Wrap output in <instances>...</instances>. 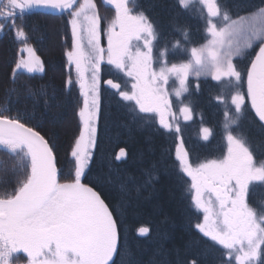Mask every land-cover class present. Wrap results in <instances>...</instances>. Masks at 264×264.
Wrapping results in <instances>:
<instances>
[{
    "label": "snow or ice",
    "instance_id": "snow-or-ice-1",
    "mask_svg": "<svg viewBox=\"0 0 264 264\" xmlns=\"http://www.w3.org/2000/svg\"><path fill=\"white\" fill-rule=\"evenodd\" d=\"M106 3L114 15L105 29L95 0H0V32H12L21 44L10 82L15 84L18 74L45 72V62L28 43L24 18L38 9L66 13L71 47L65 55L76 78L69 74L64 88L70 95L78 85L82 98L79 131L69 153L73 171L63 182L50 138L23 122L19 113L0 112V151L14 160L13 175L18 177L12 181L0 173V185L12 183L11 190L0 192V264H116L115 258L123 254L121 221L114 208L94 186L82 182L98 145L102 84L114 90L141 127L158 125L157 130L176 134L175 174L182 182L181 199L198 214L190 226L211 242L205 258L211 252L215 264H264V201L255 199L258 192L264 193V153L257 154L254 144L264 137V0L254 10L240 0L235 15L222 0H175L179 9L203 22L206 43L199 47L190 46L184 27H176L182 39L171 47L161 44L160 32L136 0ZM254 46L258 51L242 72L235 61ZM177 51L187 59L170 62V53ZM104 64L115 70L119 82L101 79ZM190 77L196 78L197 92L201 77L232 85L230 92L213 97L222 107L225 144L213 158L193 160L180 135L181 118L193 119V102L185 97L191 96ZM9 92L17 99L26 94L45 107L52 99L46 89L25 83L6 90L9 112L14 99ZM214 135L213 127L200 128L203 142ZM126 157L121 147L115 160ZM157 178L153 166L149 182ZM136 231L146 236L150 229L140 226ZM190 246L191 242L183 250H173L174 264H200L198 258L185 255ZM125 264L139 261L130 257ZM154 264L173 262L161 259Z\"/></svg>",
    "mask_w": 264,
    "mask_h": 264
},
{
    "label": "trees",
    "instance_id": "trees-1",
    "mask_svg": "<svg viewBox=\"0 0 264 264\" xmlns=\"http://www.w3.org/2000/svg\"><path fill=\"white\" fill-rule=\"evenodd\" d=\"M98 7L100 0H95ZM232 8L233 14L238 11L236 5L240 0H222ZM250 10L262 6V0H245ZM139 8L150 17L161 35V44L167 42L169 47L182 39L176 27H184L189 31L190 46H201L204 39L203 22L179 9L175 0H136ZM103 6V4H102ZM104 7V6H103ZM108 10H111L107 8ZM104 27L112 18V11H103ZM245 15V12H240ZM68 15L49 13L44 9L34 10L24 18V26L28 33V43L36 50V54L45 62V72L17 75L15 84L11 80V68L21 47L14 34L10 31L0 32V112L15 116L19 113L23 122L33 126L54 144L58 168L61 169V181L69 178L73 171L69 155L74 137L78 135L79 110L82 98L79 87L74 85L69 95L64 88V82L69 74L75 80L74 73L68 66L66 51L71 47L70 25ZM106 34L101 37L104 46ZM182 43H185L182 41ZM256 49L248 50V55L238 58L235 62L244 72L249 66ZM187 56L180 51L170 53V62H180ZM116 79L115 70L102 65L101 79ZM191 96L185 94L193 102V119L183 121L181 118V133L185 146L195 160L219 156L225 149L222 137V107L213 97L223 91L228 93L232 85L225 82L217 85L211 79H200V91L195 90L196 79L190 78ZM25 83L39 90L46 89L52 99L45 107L42 101L24 96L16 98L15 92H9L14 99L11 111L6 90L19 89ZM246 91V83L244 85ZM202 126L213 127L215 135L210 142L200 138ZM158 125L140 126L134 122L124 103L119 101L114 90L101 85V115L98 122V145L94 150L93 159L86 169L82 182L94 186L97 191L114 208L118 220L121 221V248L123 254L117 256L116 264H125L131 257L139 264H154L161 259L174 261V249L183 250L189 242L191 246L185 255L200 260V264H215L213 253L208 252L205 258L206 244L211 242L200 238V235L190 226L196 222L195 209L189 208L188 200H182V182H178L175 174V146L179 141L175 133L157 130ZM255 135V130H253ZM257 154L264 153V137L254 140ZM123 147L127 157L115 160V155ZM14 160L4 151H0V173L7 174L6 179L14 181ZM153 166L158 178L149 182V172ZM168 169L166 171L165 169ZM187 179L186 177L184 178ZM12 183L0 185V192L11 190ZM137 189H139L137 191ZM256 201H264V193L258 192ZM145 226L150 229L146 236H141L136 229Z\"/></svg>",
    "mask_w": 264,
    "mask_h": 264
},
{
    "label": "rangeland",
    "instance_id": "rangeland-1",
    "mask_svg": "<svg viewBox=\"0 0 264 264\" xmlns=\"http://www.w3.org/2000/svg\"><path fill=\"white\" fill-rule=\"evenodd\" d=\"M100 2H102V4H103V6H102V4H101V6L99 5V9H101V13H103V11H106L107 10V12H109V11H112V16L114 15V9L112 8V6H110V5H107V3H106V0H100ZM107 8H109V9H111V10H108ZM70 33H71V28H70ZM104 46L106 47L107 46V35H106V37H105V44H104ZM254 48L256 49V51H258V47H256V46H254ZM71 72H73L74 73V77L76 78V73H75V68H74V66L73 67H71ZM190 78H194V79H196L195 77H190ZM189 78V79H190ZM211 79L210 77H208V78H205V77H201L200 79ZM173 99H175L174 97H173Z\"/></svg>",
    "mask_w": 264,
    "mask_h": 264
},
{
    "label": "water",
    "instance_id": "water-1",
    "mask_svg": "<svg viewBox=\"0 0 264 264\" xmlns=\"http://www.w3.org/2000/svg\"><path fill=\"white\" fill-rule=\"evenodd\" d=\"M45 10V9H44ZM46 12H49V13H52V12H50L49 10H45Z\"/></svg>",
    "mask_w": 264,
    "mask_h": 264
}]
</instances>
